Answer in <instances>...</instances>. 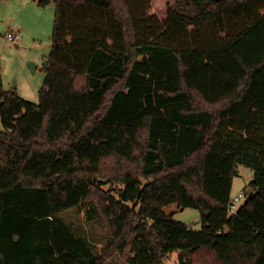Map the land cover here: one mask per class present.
<instances>
[{"label":"trees","instance_id":"obj_1","mask_svg":"<svg viewBox=\"0 0 264 264\" xmlns=\"http://www.w3.org/2000/svg\"><path fill=\"white\" fill-rule=\"evenodd\" d=\"M49 2L39 101L0 65V264H264V0ZM73 209L100 216L101 250Z\"/></svg>","mask_w":264,"mask_h":264},{"label":"rangeland","instance_id":"obj_2","mask_svg":"<svg viewBox=\"0 0 264 264\" xmlns=\"http://www.w3.org/2000/svg\"><path fill=\"white\" fill-rule=\"evenodd\" d=\"M54 3L39 5L38 0H0V65L4 88H15L25 100L38 102L39 88L46 73L44 61L51 50L52 29L54 22ZM16 35L15 41L7 38ZM0 123V128H1ZM233 176L231 198L240 195L237 205L245 197V188L253 176V171L246 165L238 164ZM98 186L107 193L117 197L121 182L101 180ZM130 204V202H127ZM166 213L183 221L192 229H200V213L190 207L180 208L175 203L164 207ZM64 217L84 229L86 236L96 250H101L105 241L106 229L100 216L88 219L84 210L73 209L63 213ZM126 250L123 255H115L110 264H127ZM166 264L178 263V251L170 252L165 258Z\"/></svg>","mask_w":264,"mask_h":264},{"label":"built area","instance_id":"obj_3","mask_svg":"<svg viewBox=\"0 0 264 264\" xmlns=\"http://www.w3.org/2000/svg\"><path fill=\"white\" fill-rule=\"evenodd\" d=\"M7 38L9 40H11V41H15L16 35H14V36L8 35ZM240 195L241 194H239V195H237V196L232 198V201H231V204H230V208H229L230 212H234L236 210L237 204H238V202L240 200Z\"/></svg>","mask_w":264,"mask_h":264},{"label":"water","instance_id":"obj_4","mask_svg":"<svg viewBox=\"0 0 264 264\" xmlns=\"http://www.w3.org/2000/svg\"><path fill=\"white\" fill-rule=\"evenodd\" d=\"M249 190H251V188H249Z\"/></svg>","mask_w":264,"mask_h":264},{"label":"crops","instance_id":"obj_5","mask_svg":"<svg viewBox=\"0 0 264 264\" xmlns=\"http://www.w3.org/2000/svg\"><path fill=\"white\" fill-rule=\"evenodd\" d=\"M1 76H2V74H1Z\"/></svg>","mask_w":264,"mask_h":264}]
</instances>
